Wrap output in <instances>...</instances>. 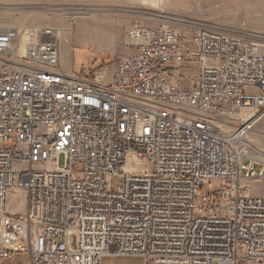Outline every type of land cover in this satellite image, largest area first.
Here are the masks:
<instances>
[{
	"label": "built area",
	"instance_id": "1",
	"mask_svg": "<svg viewBox=\"0 0 264 264\" xmlns=\"http://www.w3.org/2000/svg\"><path fill=\"white\" fill-rule=\"evenodd\" d=\"M18 36L0 27V263L264 264L247 138L264 122V33L135 24L110 73L63 68L55 27L23 50Z\"/></svg>",
	"mask_w": 264,
	"mask_h": 264
},
{
	"label": "rangeland",
	"instance_id": "2",
	"mask_svg": "<svg viewBox=\"0 0 264 264\" xmlns=\"http://www.w3.org/2000/svg\"><path fill=\"white\" fill-rule=\"evenodd\" d=\"M164 7L162 11L132 0H0V17L3 24L21 29L26 44L33 40L35 28H61L62 66L76 72L111 71L117 57L135 50L128 36L135 24L182 34L196 33L207 23L264 33V0H166ZM59 163L65 164L63 154ZM112 183L116 189L119 177ZM252 184L256 195H264V181ZM219 189L213 182L203 192ZM29 263V255L21 252L0 264ZM105 264L149 263L142 257L109 256Z\"/></svg>",
	"mask_w": 264,
	"mask_h": 264
},
{
	"label": "bare ground",
	"instance_id": "3",
	"mask_svg": "<svg viewBox=\"0 0 264 264\" xmlns=\"http://www.w3.org/2000/svg\"><path fill=\"white\" fill-rule=\"evenodd\" d=\"M132 1L138 5L154 7V8H158L162 11L165 10L164 3L166 0H132ZM130 3H131V1H130ZM1 19L2 18L0 17L1 29L12 28L17 32V34H19L18 39H16V41L14 42V48H20L21 50H23L28 44H30L36 40L39 29L35 28V31L31 30V33H32L31 35L33 36V40L26 44V43H24L25 37L22 36V38H21V29L18 27H11L7 24H3V21ZM57 31H58V36H59L60 43L62 46L61 28L57 29ZM254 32H256V31H254ZM257 33H263V32H257ZM28 37H26V39H28ZM130 40H131L132 44L137 43L136 40H133V39H130ZM60 61H61V66H62V61H63L62 50H61ZM217 61H219V60H217ZM110 72L111 71H108V73H110ZM106 76H107V78H109L108 75H106ZM249 107H251V106H249ZM248 111L251 114L252 108H248ZM261 123H264V122H261ZM261 123L259 122L257 127L253 131L252 130L250 131L247 138L253 146V148L251 150L252 158H254V159H256L259 162L264 164V144H263V141L261 140L262 138H264V127H260V126H264V125ZM258 128H260L261 130ZM2 172H11V164H2ZM61 184H63V177L61 174H49V176L46 177V185L48 187V190H58L60 188ZM260 209H261V202H253L252 204H246V207H240V214H251V211L260 210ZM260 242H264V227L261 231Z\"/></svg>",
	"mask_w": 264,
	"mask_h": 264
},
{
	"label": "crops",
	"instance_id": "4",
	"mask_svg": "<svg viewBox=\"0 0 264 264\" xmlns=\"http://www.w3.org/2000/svg\"><path fill=\"white\" fill-rule=\"evenodd\" d=\"M65 69H66V68H65ZM108 257H109V256H108ZM108 257L105 258V260H104V264H105V262H106V260H107Z\"/></svg>",
	"mask_w": 264,
	"mask_h": 264
}]
</instances>
